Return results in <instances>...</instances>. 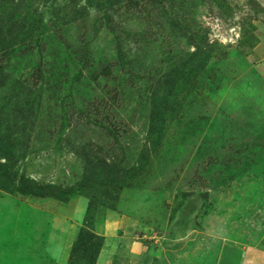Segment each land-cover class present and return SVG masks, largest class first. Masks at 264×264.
<instances>
[{
	"label": "rangeland",
	"instance_id": "rangeland-1",
	"mask_svg": "<svg viewBox=\"0 0 264 264\" xmlns=\"http://www.w3.org/2000/svg\"><path fill=\"white\" fill-rule=\"evenodd\" d=\"M254 248L264 0H0V264Z\"/></svg>",
	"mask_w": 264,
	"mask_h": 264
},
{
	"label": "crops",
	"instance_id": "crops-1",
	"mask_svg": "<svg viewBox=\"0 0 264 264\" xmlns=\"http://www.w3.org/2000/svg\"><path fill=\"white\" fill-rule=\"evenodd\" d=\"M241 264H264V249L254 248L246 251Z\"/></svg>",
	"mask_w": 264,
	"mask_h": 264
}]
</instances>
